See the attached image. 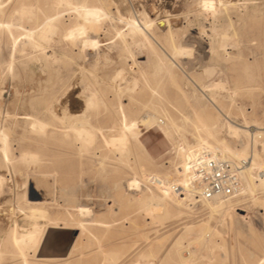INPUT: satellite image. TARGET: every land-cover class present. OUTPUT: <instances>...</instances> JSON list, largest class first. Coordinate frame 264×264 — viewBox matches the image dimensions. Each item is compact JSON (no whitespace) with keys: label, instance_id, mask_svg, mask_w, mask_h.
Wrapping results in <instances>:
<instances>
[{"label":"rangeland","instance_id":"obj_1","mask_svg":"<svg viewBox=\"0 0 264 264\" xmlns=\"http://www.w3.org/2000/svg\"><path fill=\"white\" fill-rule=\"evenodd\" d=\"M56 1L0 0V111L18 97L25 100L19 113L43 125L32 128L30 120L20 118L6 124L11 155L18 159L21 150H28L40 159L14 164L15 201L23 205L35 184L38 193L47 194L51 219L39 224L43 229L54 223L75 226L79 245L72 264H264V182L256 181L255 191L240 196L227 213H211L201 202L190 209L176 206L175 188L160 213L136 202L151 190L159 192L155 181L161 180L163 193L165 181L173 184L179 178L176 168L187 149L194 154L217 145L213 139L203 142L204 133L196 129L205 113L229 145L241 150L248 139L251 151L262 156L264 180V135L254 148L250 135L264 127V0H233L234 5L217 0ZM24 8L32 13L22 14ZM160 13L180 14L171 31L189 53L174 55L167 49V29L150 27L146 39L143 33L135 38L126 33L127 21L143 26L146 16ZM48 15L65 23L52 40L30 47L27 31L36 34ZM75 26L84 33L65 36ZM90 98L93 104L86 110L84 100ZM120 111L137 123L124 154L105 142L121 131ZM73 112L79 121L70 117ZM228 120L247 131L229 134ZM74 123L80 129L83 124L91 139L77 136L69 128ZM141 168L148 172L142 174ZM257 168L252 169L255 177ZM136 176L139 187L130 190L127 182ZM43 177L52 185L49 194ZM7 201L9 190L0 196L1 205ZM1 212L0 224L10 216ZM19 223L28 224L23 218ZM18 262L7 258L0 264Z\"/></svg>","mask_w":264,"mask_h":264},{"label":"bare ground","instance_id":"obj_2","mask_svg":"<svg viewBox=\"0 0 264 264\" xmlns=\"http://www.w3.org/2000/svg\"><path fill=\"white\" fill-rule=\"evenodd\" d=\"M203 1L205 2V0H203ZM217 1L219 4H223V5H225V4L234 5L236 3L233 0H217ZM64 2L67 3L68 1L67 0H58V1H56V4L60 5L61 3H64ZM119 2H120V0H119ZM121 2H123V1H121ZM201 2H199V3H201ZM218 3H217V5H218ZM123 4H124V2H123ZM205 5H207V3ZM202 6L204 7V5H202ZM215 8H217V7L215 6ZM81 9H84V7H82ZM29 11H28V9L26 10L25 8L20 10V12L22 14L24 12H29ZM201 11H203V10H201ZM207 11H208V8H207ZM29 15H31V14H29ZM33 16L35 19H37L36 15H33ZM143 16H145V15H143ZM180 17H181L180 14H176V13H173V14L169 13L167 15H163L160 13V14L156 15L154 18H149L148 16H146L144 21H143V26L138 24V21L137 22L127 21L128 22L127 24L129 26V30L126 33H129L128 35H131L132 38H135V37L141 35V33H143L145 35V39H146V35H148V34H146L147 32L145 33V31L149 30L150 27L155 26L156 29H158V30H164V29L166 30L167 29L168 35L165 38V43L167 45V49H169L174 55L175 54L176 55L177 54H179V55L180 54L181 55L186 54V53H189V51L185 48L180 47L179 44L177 45V43H176L177 41L175 42L174 34L171 31L172 29H177V26L180 23V22L178 23L177 20ZM142 19H143V17H142ZM60 21L61 20H58V18L54 17V15L46 16L44 21L41 22V27L38 29L36 34L33 31H27L26 37H27V39H29V40H27V44H29L30 47H33V48L41 47V42L46 41V40L48 41L50 36L52 37L56 33V30H58L65 23V21H64V23H61ZM3 26H5V25H3ZM82 33H84V28L82 26H75L72 29H70L69 31H67L65 33V36L71 37V36L76 35V37L78 38V35L82 34ZM124 35L127 36L126 34H124ZM124 35L122 34V36H124ZM71 39H74V38H71ZM149 40H151V39L149 38ZM48 42H45V43L48 44ZM91 42L92 41H90V43ZM94 43H96V42H94ZM137 43H138V41H137ZM92 45L95 46L94 44H92ZM125 45H127V44H125ZM128 49H129V47H128ZM41 53L43 56L42 51H41ZM167 66L170 67L169 63ZM9 71H10V68H9ZM94 76H96V75H94ZM94 81H95V79H94ZM100 81H101V79H100ZM130 82H132V81H130ZM219 85H221V84H219ZM127 88H128V86H127ZM130 88H131V86H130ZM118 91H119V87H118ZM122 91L124 92L125 90H122ZM94 92H95V90H94ZM93 95H94V93H93ZM67 96H68V94H67ZM90 97H92V96H90ZM88 98H89V96L87 97V99ZM92 100L93 99H91V98L87 101L84 100L86 102L85 103L86 110H87V108H91V106L93 104ZM197 102H198V100H197ZM5 103H6L5 108H3L0 111V148H1L0 149V153H1L0 154L1 155V158H0V196L3 195L7 190H9L11 192V201H7V202H9V204L7 206L4 204L1 205V203H0V211H2V212L6 211L3 213H7V214L9 213V215H10L7 217L6 220L4 219V221L0 224V263L2 261H4L5 259L9 258L11 261L19 260V262H18L19 264H50V262L57 263V264H72V262L69 260L72 259V257H74L73 255L77 251V248L79 245L78 236H76V237L73 236V231L74 230L76 231L75 226L74 227H71L69 225L68 226H58L60 224L57 225L56 223H54V225H52L48 228L46 227L47 229H43V226H41L39 224L40 220H47L48 219L50 221V219H51V216L49 215L48 210H47V206H46L47 203L49 202L48 198L46 197L47 194L46 193L45 194L38 193L39 189H38V187H37L38 190L36 189V184L34 182L35 185L34 184L33 185L35 187L34 186L33 187L35 188V192H34V190L33 191L31 190L30 195H27V196L24 195L25 197H24L23 205H20V203L15 201V200H18V199H16V196L18 197L17 191H16V189L18 187V183L16 180L17 176H16V169L14 167L15 166L14 164L16 162H19V161H21L24 164L25 163L38 162V160H40V159H39V156L37 154L32 153L28 150H21L20 156L18 157V159L15 156H13V154L11 155V149L9 148V143L7 141V132L5 131L6 130L5 129L6 124L8 123L9 120L10 121L11 120L12 121L13 120H19V118H20V119L26 120V121L30 120L32 128H35L36 126H37V128H39L38 127L39 125L40 126H43V125H42V123H40V124L38 123V120L35 119L36 118L35 116H34L35 118H33V116H30L27 112L26 113L25 112L19 113V110L24 108L25 100H20L17 97V98H13L12 100L7 101ZM73 111H76V110L74 109ZM70 112H72V110ZM52 113H53V111H52ZM121 115H122V121H121V124H119V125H121V128L118 129V130L121 129L120 133H118V135L113 136L109 140L105 139V137H103V139H105V142L107 145H109L111 143L110 145L116 146L117 148L115 147V151H117V149H118L120 151V152L117 151L118 153L124 154L126 151H128L127 141H128V137H130V136H128V133H131L132 131H134V129H136L137 123H136V121L127 120V117L123 111L121 112ZM166 115H167V113H166ZM55 117H57V116L55 115ZM70 117L74 118L78 121L80 120L78 114H76L75 112L71 113ZM58 118H60V117L58 116ZM81 119H83V118H81ZM62 121H63V119H62ZM78 121H77V123H78ZM82 123L84 124L85 122H82ZM226 123H227V125H226L227 126V132L229 134L236 135V134H239L241 132L247 131V130H245L246 127L241 126V125H236L235 123H233L230 120H228ZM43 124H45V123L43 122ZM75 124L76 123L72 124L69 128L72 127V129L76 132L77 136H79L80 138H83V139H87V138L91 139V133L84 128L83 124H81V126H82L81 129L77 128V125H75ZM41 128L43 129L44 127H41ZM174 128L176 130L178 129V127L177 128L174 127ZM220 128H217V122L211 117L210 114L205 113L202 115L201 120H200V124L197 125L196 129L198 131H202L204 133L203 142L206 141L207 139H213L215 141V143H217V145L211 147L210 149H208L206 151L210 152L214 157L225 159L228 161H232L234 163L245 162V164L242 166V171H241V180L243 182L242 187H241L240 193L238 194V196L234 200H228V201L216 200L213 202H211V201L204 202L205 205L207 206V208L211 211V213H218V214L221 212H226L227 209L232 208L233 202L235 200H237L238 198H240V196H243L245 194H252L255 191L256 186H258L257 183L255 184L256 181L257 182L259 181V183L264 182L263 178L261 177L263 175V169H262L263 167L261 165H259L260 164L259 160L262 158V156L257 151H255L256 149L255 150L252 149V151H251V147H250L251 143H249L248 139L246 142L247 144H245V147L241 150L235 148V146L233 147V146L229 145L228 142H226L224 139H222L220 137L221 135L219 136V133L221 131ZM250 135H251V139L253 140V143H254V145L252 147L254 148L255 143L258 142V138L260 136L264 135V127L258 128L257 131L253 132ZM112 140H114V142H111ZM259 146H262V145H259ZM110 148H112V147L110 146ZM263 148H264V144H263ZM192 155H193L192 152L189 149H187L185 154H184L185 159H184L183 164L176 168V171L178 173L179 178L176 179L173 184H169V183H167V181H165V183H164V187H166L165 192H163V193L161 192V190H160V188H161L160 181L161 180H157V181H155L156 185H154V187H155L156 191H159V192H154L151 190V193H149V195L140 197L136 200V202L140 204L139 206L142 209L150 208V209H153L154 214L160 213L161 208H163L162 202L165 199L171 200L168 197L169 196L168 191L172 188V186L176 187L177 188L176 190L178 191L176 197H178L179 201L177 202L176 206L183 207L185 209H190L193 206L192 204L197 203V201H195V199L193 198V196L191 194H189L187 196L185 194V196L182 197V192L187 191L189 188L187 160ZM253 168H257L259 171V174H257L256 177L254 175L256 173L252 174ZM141 169L143 171L142 174H144L145 172L146 173L148 172L145 168H141ZM142 174H141V177L147 178L148 174L146 176L145 175L142 176ZM40 177H41V175H40ZM44 177H43L44 180L41 179V181H45V179H47ZM149 179H151V177ZM39 181H37V184H39ZM139 181H140L139 177H137V176L134 178L132 177V180H129L127 182L129 189L132 190L131 187L133 188L135 186L139 187V184H140ZM143 181H147V179H145ZM152 181H154V180H152ZM44 184H45V189H48V194H49L50 193L49 191L52 188V185H51V183H48L47 180L44 182ZM136 189H138V188H136ZM78 190H80V189H78ZM153 190H154V188H153ZM72 191H74V190H72ZM82 193H83V191H82ZM86 194H87V192H86ZM161 194H162V196H161ZM83 195H84V193H83ZM107 197H109V196H107ZM86 198L87 197H85V199ZM51 199H53V198H51ZM1 202H4V201H1ZM78 208H79V206H78ZM236 210L242 211L243 209L237 208ZM79 212L80 213L84 212V214H86L85 212H87V210H85L83 207H80ZM241 216H244V215L241 214ZM19 218H23L26 222H28V224L21 225L19 223ZM50 223H52V222H50ZM206 227H208V226H206ZM77 229H78V227H77ZM51 234H52V236H55V237H53V240L51 241L52 242L51 245L54 246L55 248L60 249V248H64V247L69 245L68 252L64 257H44V256L40 255V250H41L44 242L51 236ZM112 258L113 257H111V259Z\"/></svg>","mask_w":264,"mask_h":264},{"label":"built area","instance_id":"obj_3","mask_svg":"<svg viewBox=\"0 0 264 264\" xmlns=\"http://www.w3.org/2000/svg\"><path fill=\"white\" fill-rule=\"evenodd\" d=\"M244 164L214 157L206 150L195 152L187 160L189 188L182 192V197L191 194L195 201L201 203L234 200L242 187Z\"/></svg>","mask_w":264,"mask_h":264},{"label":"water","instance_id":"obj_4","mask_svg":"<svg viewBox=\"0 0 264 264\" xmlns=\"http://www.w3.org/2000/svg\"><path fill=\"white\" fill-rule=\"evenodd\" d=\"M52 234L44 242V244H43V246H42V248L40 250V255L44 256V257H64L67 254V252H68L69 245L64 247V248H60V249L55 248L54 246L51 245L52 244L51 241L53 240V237H55V236H52ZM73 236L76 237V234L73 233Z\"/></svg>","mask_w":264,"mask_h":264}]
</instances>
